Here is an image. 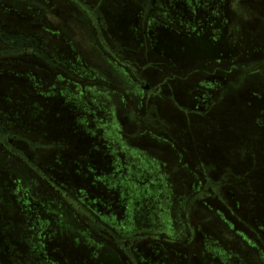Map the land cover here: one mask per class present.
<instances>
[{
	"label": "rangeland",
	"instance_id": "obj_1",
	"mask_svg": "<svg viewBox=\"0 0 264 264\" xmlns=\"http://www.w3.org/2000/svg\"><path fill=\"white\" fill-rule=\"evenodd\" d=\"M86 1L92 7L98 2ZM213 1L223 23L202 33H179L154 17L142 28V13L124 25L117 19L118 8H102L110 16L104 31L112 49L153 87L169 81L175 92L164 87V94L174 95L185 110L203 111L219 93L211 90L209 76L184 72L224 67L235 70L236 80L237 73L247 78L244 90L229 92L205 118L208 126L215 119L221 124L219 140H224L218 147L195 130L196 113L186 118L157 100L162 118L178 125L172 131L176 146L170 147L156 141L164 136L136 120L142 92L102 50L78 6L71 0H0V20L48 39L51 57L72 75L52 73L36 59L0 60V118L41 146L36 153L27 149L28 159L49 181L16 157L0 155V264H264V76L259 73L264 8L243 6V0ZM206 3L155 0L154 7L158 18L189 30L196 9ZM144 29L153 49L149 58L144 57ZM215 34L217 40L211 38ZM133 48L142 56L127 51ZM164 56L177 59L184 72L166 73ZM231 125L250 129L253 155L241 154L247 148L241 134L242 139H226ZM207 158L220 167L212 179H221L224 169L238 178L221 187L222 198L210 193L191 204L189 195L199 191L194 179L203 177L196 165ZM63 195L125 241L122 248L94 232ZM136 237L148 239L130 246L127 240Z\"/></svg>",
	"mask_w": 264,
	"mask_h": 264
},
{
	"label": "flooded vegetation",
	"instance_id": "obj_2",
	"mask_svg": "<svg viewBox=\"0 0 264 264\" xmlns=\"http://www.w3.org/2000/svg\"><path fill=\"white\" fill-rule=\"evenodd\" d=\"M42 2V0H39ZM76 6L79 7L81 12L86 16L87 21L91 24L94 32L96 31L97 39L99 40L102 50L112 59L115 61V63L118 62V64L122 67H124L130 74V76L133 78V81L137 85V89H139L142 92V109L135 115L136 120H138L140 123H142L147 130H152L156 135L164 136L165 139L158 138L156 139L157 142L162 140L165 144L168 142V145L170 147H175L176 144L172 141L173 139V133L172 131L178 128L177 124H172L170 121L164 120L161 116L160 106L156 104L155 102L157 100H160L165 104V108L168 104L172 105L175 109L179 110L180 112L184 113V116L187 118V116L190 115L191 112L196 113V116H198L197 120V126H194L195 130L198 132H201V135L203 133L205 134L202 136L203 138H207V140H212L213 145L215 141H217V147L221 141L219 140L220 135H223V131L221 129V124L218 122V120H213L210 126H208L205 123V118L210 115V113L213 111V108L217 104L223 103L224 98L227 96V94L237 92L239 93L241 90H244L243 86L246 81V77H239L237 73V80L234 79L235 77V70L225 71L224 67L220 68L218 70L209 71L208 69H204L203 71H197L193 70L191 74H188L187 72H184L182 65L177 59L169 58L168 56H164L166 59V73L169 72L170 75L175 74L177 72H184L186 76L188 75H200V73H203L200 76H209L211 80L213 81L210 86L212 87L211 90H215L219 93V99H217L214 104H211L207 109L205 110H195V111H188L183 109V105L180 104L179 100L172 94L166 95L167 89H164V87H167L170 92H173L175 90V87L172 84H169V81H166V84L158 85L156 87H153L151 84H149L147 81H145L142 77L139 76L137 71L132 67L129 66L125 61L121 59V57L118 55V53L112 49L111 45L106 40V33L104 30L107 29V23L108 18L102 8L104 5H112L114 9L118 8L117 19L123 22L124 25H126L128 22V18L134 17L137 14L142 13L141 15V26L142 28H146V22L152 19H158L156 22L159 23H166L168 28L175 29L179 33L181 32H192L197 33L200 31V33L203 32V28L206 27H213L215 25L223 23L222 18L219 16L220 12L215 8V4L213 0H207L208 5H206L203 9L197 8L198 10L196 16L193 18L192 23L190 25L189 30H182L181 27H178V25H172L171 22L165 21L161 18H158V7H154L155 0H98L97 4L95 6H90L86 0H71ZM217 1V0H215ZM243 3V6L247 3V5H251L252 3L257 6V8L261 9L264 8V0H243L241 1ZM239 2V3H241ZM241 3V4H242ZM255 6V7H256ZM248 9H252L250 6ZM262 10V9H261ZM260 10V11H261ZM133 14V15H132ZM229 18L228 21H226V27L225 29H229ZM155 21L151 22L150 24L154 23ZM152 32V31H151ZM150 32V33H151ZM213 33H216L217 31H212ZM110 33V32H109ZM111 34V33H110ZM108 36L116 43L117 47L122 50V46H118L116 37H113L112 34ZM143 36L145 37L144 43L146 44V49L144 53L145 58H149L150 51L152 52L153 49L150 45V40L148 39V35L146 30H143ZM211 38L217 40L218 34L211 35ZM50 41L46 38H42L39 34H26L24 31H16L11 26H9L6 23H3V21L0 20V60H9V59H15L18 57L22 58H29V59H36L40 62H42L46 68H48L52 73L62 71L63 73H66L70 76H72L67 69L61 67L56 60L51 57L50 54ZM125 50V49H124ZM128 52H132L133 54L141 55L142 51L137 49H127ZM122 55V53H119ZM260 66L263 70L259 71V73L263 74L264 76V60L260 62ZM207 70V71H206ZM225 71V72H223ZM200 72V73H199ZM221 75V76H220ZM223 77V78H222ZM248 77V76H247ZM243 88V89H241ZM175 92V91H174ZM152 103V104H150ZM149 106L147 109L145 108L146 105ZM144 107V108H143ZM146 110L145 115H142V110ZM166 110V109H165ZM232 126V125H231ZM228 129V136L227 140H237L242 139L245 140L247 144V148L241 149L243 151L241 154H250L253 155L255 151L254 145L251 146L254 148H248V145H250L247 140H251L252 132L250 133V129L244 131L247 127L245 126L243 129L240 127L232 126ZM192 129V127H190ZM243 130V131H242ZM203 131V133H202ZM238 132V133H236ZM242 135L243 137H239V135ZM207 135V136H206ZM234 137H232V136ZM237 142V141H236ZM212 145V147H213ZM211 146V145H210ZM41 147L39 144L32 142L27 137L18 135L17 133L11 131L6 125L2 118H0V150L5 154H3L0 151V155L3 157H6V155L10 157H16L19 161H21L24 166L28 167L30 171H32L36 176L39 177L40 180H47V177L43 174V172L38 169L36 162H30L29 161V154L27 153V149H30L34 153L38 151V148ZM15 158V159H16ZM16 159V160H17ZM207 162H198L196 165V169L200 172H202V178L201 180H197L195 178V175L192 172L193 178H195L196 184L199 185V191L195 192L192 195H189L191 198V204L198 202L200 200H203L207 196H210L211 194H215L217 197L222 198L221 193L219 192L221 190V187L224 186L225 183H227L230 178H238L235 174L230 171V169H224L223 173L221 174V179L219 178H211L210 175L212 173L218 174L220 171V167L216 164H214L210 158H207ZM179 163H182L181 161ZM183 166H189V165H183ZM180 167V166H179ZM189 169L192 171V168L189 166ZM54 186V191H58V186L54 184V182H51ZM223 184V185H222ZM62 190V189H61ZM210 191V192H209ZM212 191V192H211ZM59 192V191H58ZM62 192V191H61ZM211 193V194H210ZM64 196V200L67 204L73 206L72 208L76 212L79 217L82 219L89 220V225L94 232H96L99 235H102L107 240H113L116 246L122 245L125 241L119 239L118 237L114 236V234L110 233V230L106 227H104L101 223L96 221L90 212L82 206L79 202H76L74 198L70 196ZM188 197V198H189ZM76 206H78L76 208ZM219 219V217H218ZM185 220V219H184ZM223 221V219H220ZM185 224V223H184ZM254 230V229H253ZM108 232L109 235H106ZM111 234V235H110ZM147 237V236H143ZM149 239L153 240H163V238L160 237V235H149ZM159 237V238H158ZM148 238H130L127 240L130 244V246L134 243V241H143L147 240ZM125 250V249H124ZM128 255H130L129 250H125ZM131 256V255H130ZM264 262V257L262 259Z\"/></svg>",
	"mask_w": 264,
	"mask_h": 264
}]
</instances>
